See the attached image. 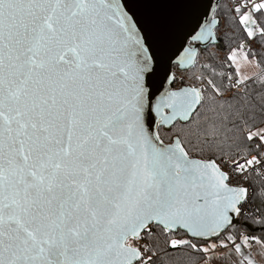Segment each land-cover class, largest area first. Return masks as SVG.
Returning <instances> with one entry per match:
<instances>
[{
	"label": "snow or ice",
	"instance_id": "snow-or-ice-1",
	"mask_svg": "<svg viewBox=\"0 0 264 264\" xmlns=\"http://www.w3.org/2000/svg\"><path fill=\"white\" fill-rule=\"evenodd\" d=\"M0 0V264H264V0Z\"/></svg>",
	"mask_w": 264,
	"mask_h": 264
},
{
	"label": "water",
	"instance_id": "water-1",
	"mask_svg": "<svg viewBox=\"0 0 264 264\" xmlns=\"http://www.w3.org/2000/svg\"><path fill=\"white\" fill-rule=\"evenodd\" d=\"M222 0H220L221 2ZM203 3L205 4H208L209 7H210V10L212 11H216V3H217V0H202Z\"/></svg>",
	"mask_w": 264,
	"mask_h": 264
},
{
	"label": "trees",
	"instance_id": "trees-1",
	"mask_svg": "<svg viewBox=\"0 0 264 264\" xmlns=\"http://www.w3.org/2000/svg\"><path fill=\"white\" fill-rule=\"evenodd\" d=\"M224 2H226V0H222L220 3L223 4Z\"/></svg>",
	"mask_w": 264,
	"mask_h": 264
}]
</instances>
